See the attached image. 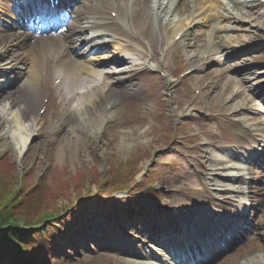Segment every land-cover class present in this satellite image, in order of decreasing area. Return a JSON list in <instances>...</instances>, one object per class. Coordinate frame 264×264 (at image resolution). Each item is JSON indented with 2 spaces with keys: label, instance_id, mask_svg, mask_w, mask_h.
<instances>
[{
  "label": "rangeland",
  "instance_id": "rangeland-1",
  "mask_svg": "<svg viewBox=\"0 0 264 264\" xmlns=\"http://www.w3.org/2000/svg\"><path fill=\"white\" fill-rule=\"evenodd\" d=\"M8 1L2 0L6 4L10 3ZM133 1L113 0L124 6L121 14L124 21L122 32L129 37L121 36L126 41L119 43L131 44L138 52L144 53L143 62L157 67L143 70L140 66L138 68L142 70L136 68L131 73L108 75L107 82L115 90L118 87L113 82L111 84V80L120 76H126L124 81L132 78L131 83L135 85L133 93H116V97L110 99L114 101L112 105L103 101L105 104H98L96 111L90 108L91 116L84 114L83 121L75 123L73 117L67 114L70 105L60 102L56 91L50 90V83L32 78V85H27L30 82L28 63L11 66L13 68L8 70L4 68L5 71L0 73V84L8 82L11 90L9 94L2 95L0 109L5 108L10 114L18 106L17 100L23 98L26 115L38 113L44 106L50 128L60 127L62 131H66L67 127L72 129L70 133L55 134L56 137L62 136L58 139L50 130L46 135L33 136L28 143L30 152L21 156L24 165H27L25 168L21 167L20 162L16 163L9 147H0V163L5 164V167L9 165L16 173L12 176L9 171L11 168L7 171L0 168V194L12 197L18 195L19 202L24 201L25 205L28 202L29 205L25 221L23 217H17L15 221L10 216L0 220V230L4 232L7 242V249H0V264H23L15 259L17 253L14 256L12 252L14 249L19 253L20 244L30 248L33 245L45 247L43 264H125L127 259L145 261V254L151 253L153 256V251L146 244L152 246L160 240L162 228L172 229L185 217L189 218L188 221H194L196 217L192 209L205 213L213 209L229 213L233 209L223 203L221 207L214 204L221 198L231 202L228 198L230 195L222 191L228 183L219 177L216 181L212 179V183L206 178L204 180L202 190L205 187L206 193H212L210 197L203 196L204 192L198 190L193 191L196 193L187 200L186 192L189 186L198 185V178L192 175L194 170L191 167L195 165V160L197 169L199 167L204 173L207 172L205 160L210 153V144L224 149H217L215 153L227 154L226 147L241 143L240 128L234 123L237 117L233 116V122L227 119L228 104L244 99L252 109L248 112L249 117H253V121L263 118L259 110L264 106L256 97L258 93L255 87L258 84L254 87L251 83L262 77L260 84L264 86V29L256 30L247 37L235 36L236 32L224 33V39L231 45L220 48L216 56L207 55L211 58L205 61V69L195 72L187 60V53L193 54L201 49V43L204 47L208 35L207 24L202 21L196 23L191 35L194 40H190L187 34L184 42L181 39L175 41L173 33L167 35L163 31L165 24H160L156 30L151 9L145 7V2L136 4L137 0ZM219 22L225 26L232 24H226L223 20ZM258 22L264 23V17ZM135 23H139L138 27ZM240 29L245 30L247 26ZM233 35L235 37H231ZM121 37L118 36L117 40L120 41ZM213 40L212 46L216 44L217 47L219 38ZM191 42H195L194 45ZM29 46V42H24L19 47H9L8 52L26 56ZM82 51L74 59L81 63L76 64H84L87 59L103 58L114 52L113 49L108 52L97 51L83 57ZM8 57V54H3V61H10ZM188 70L191 73L181 77ZM140 72L145 75H140ZM130 88L127 85L125 89ZM235 89L244 92L246 97L238 94L230 100L228 97ZM11 98L18 102L17 106L9 105ZM174 103H177L179 111L177 108L173 115L171 109L176 107ZM104 106L109 108L111 117L105 118L103 126H100ZM136 108L139 110L136 111ZM6 122L0 121V126H8ZM27 123L25 118L23 124ZM144 129L150 131L149 135L134 134L135 130L143 132ZM202 142L208 143L204 146L209 153L196 145ZM183 170L189 174H179ZM263 179L260 176L256 180ZM257 187L255 185V190ZM249 198L258 202V210L251 224L252 231L220 261L222 264L234 258L240 259L243 251L246 255H249L247 251L255 252L257 245L250 248L255 242L264 245V196L252 192ZM182 202L192 209L183 210L182 215L160 213ZM30 203L34 207L31 208ZM142 209L145 213L131 219V214ZM50 214L60 216L51 218ZM9 223L27 232L20 238L21 241L6 235ZM57 229L63 233L69 232L62 239L56 235L52 240L42 237L44 232L50 235ZM258 251H261L260 248ZM33 256L36 257V254ZM32 261L38 264L36 260Z\"/></svg>",
  "mask_w": 264,
  "mask_h": 264
},
{
  "label": "bare ground",
  "instance_id": "bare-ground-1",
  "mask_svg": "<svg viewBox=\"0 0 264 264\" xmlns=\"http://www.w3.org/2000/svg\"><path fill=\"white\" fill-rule=\"evenodd\" d=\"M25 0H17L18 5L21 6ZM38 0H30L29 3H33ZM42 1V0H40ZM44 1V0H43ZM65 1L68 2L70 0H59V2ZM136 1V0H135ZM252 7L249 9H238V5H241L237 1L233 0H175L176 4L179 6L174 5V0H138L136 1V4L139 2H145V7H152L153 10H155V14H153V20H156L154 22L155 28H160V24H165L164 27H162L163 31L165 34L173 33L176 36H179L180 39H185V36L188 34V29H191V32H193V25H194V20L195 18L199 17L203 19L204 21H209V24L211 22V28L214 30H225L230 33H237L235 36H241V37H247L249 34H252V32L260 29H264V23L263 22H258L259 19H262L264 17V2H260L259 0H252ZM48 4L50 3V0L47 1ZM118 3V4H116ZM120 2H113L112 0H77V5L75 6V12H74V18L71 22L68 23V29L64 33L65 41L60 43L58 42L57 44H54L53 41H44L47 42L46 44L56 46L57 48L53 50L52 54L55 55V62L57 61L61 70L60 72H57L55 75V79H58V83L56 85V89L58 91H61V100L63 104L70 105V110L67 114H70L72 116L73 120H75V123H78L80 121H83V115L84 114H90V108L93 109L92 111L97 110V105L103 103H108L110 105L113 104L114 101H110V99L113 97H116V93L119 92H124L126 95H130L133 93V87L135 86L133 83H131V79L129 78L128 81H123L120 80L118 82L119 85L125 84L126 82L128 83V87H131L129 91H123V90H114L110 86H108L107 82V76L106 73L108 71L103 70V68L106 67V65H111V66H119V70L117 71L118 73L122 74H127L131 73L129 70L130 68L139 66L144 64V62H140L143 60L142 56L139 54H136L133 52V50L130 49H125L124 45H120L116 43V41L113 40L111 35L108 31L111 30L114 33H118L121 35H125L123 32H121L118 28L122 27V23L120 20H123L120 16V13L123 12V6L119 4ZM234 3L235 9L237 8L238 11H234V8H230L229 4ZM31 4H28V8L31 7ZM262 7V8H261ZM27 8V9H28ZM262 9V10H261ZM110 11H116L118 15L116 17L110 16ZM157 16V17H156ZM193 19V20H192ZM218 19H228L233 20L234 25L230 26H221L218 25ZM251 22H256V24H251ZM229 23V22H228ZM242 26H247V29L241 30L240 27ZM23 28V27H22ZM93 30H99L100 34H102L104 37L105 35L109 36V39L106 40L104 37H100L99 39H103V45L109 46L112 45L113 48L115 49V54H113L112 57L110 58H105V60L99 59L92 61L88 66H77L76 68L74 67L73 61L66 55L67 50L69 51L71 48L75 47L74 42L76 41H87V39H82V38H75L76 35H80L83 32H91ZM55 33V32H52ZM25 33H22L18 28L13 29L11 32L2 35L0 38V72L3 71L4 68H7L8 66L15 65V64H29V79L30 82H27V85L33 83L32 78H37L40 76V71L42 70V66L44 65V72H45V77L47 76V79L50 78L51 72L49 71L51 62H53L52 56L51 57H43L42 54L47 52V46L42 45L40 42L37 44L32 45L30 50H28L26 53L27 55L24 56L23 54H12L8 52L9 47H17L21 40L24 39ZM234 35L231 37H235ZM96 37V36H94ZM92 37V38H94ZM190 38V37H189ZM194 40V36L192 37ZM213 37L209 36L206 40V43L203 44L201 42L202 48L199 50H196L193 54H190L189 60L192 63V68H194L195 72H198L199 70L202 71L205 69L206 62L208 60L209 53L211 52V49L213 48L212 45L213 43ZM217 38H219L218 45L221 47H226L224 42L225 37H221V35H218ZM63 39V40H64ZM97 38V40H99ZM96 40V41H97ZM95 41H93L91 44H93ZM195 43V42H194ZM193 42H191V45H194ZM197 43V45H199ZM188 44V43H187ZM230 45V43L227 44V46ZM94 46V45H92ZM102 47V46H98ZM107 48V47H106ZM228 49L231 47H227ZM98 49V48H97ZM128 50V51H127ZM10 51V50H9ZM130 51V52H129ZM10 53V54H9ZM123 53L127 54L125 60L121 58V55ZM3 54H8L10 61H3ZM136 55V58L133 56ZM120 56V57H119ZM140 60V61H139ZM124 61V62H122ZM125 63V65H123ZM216 63V62H213ZM147 64V63H146ZM147 68L150 69V65H146ZM231 70V68H229ZM83 74V75H81ZM54 76V75H53ZM199 78V77H197ZM201 80V79H199ZM202 81V80H201ZM264 81V79H263ZM261 81H256L253 83V85H257L259 88L261 87ZM32 85V84H31ZM7 88V84L2 85L0 87V93ZM261 92V91H260ZM2 94H5L2 93ZM239 92L233 90L231 94L229 95L228 98L232 100L233 96L238 95ZM12 97V95H10ZM9 97V95L7 96ZM246 97V95H244ZM13 98V97H12ZM10 99L9 105L12 106L17 103L15 99ZM249 98V97H248ZM0 100H1V95H0ZM230 100L228 101L230 103ZM19 101L18 106L16 107L15 111L12 113H7V109L1 108L0 109V121L7 120L6 124L8 126H4L3 128L0 126V130L3 131L0 132V147L5 148L9 147L13 151V157L16 159V163L20 162L21 167L27 165L25 164L24 159L21 157L24 154H27L30 152L31 147H28V143L30 142V139L33 136H40L43 134H47L50 132L55 136V134H61V133H70L72 132L71 127H67L66 131H62V128L57 127L54 128L53 126H49L48 124V114H37L36 112H33L34 115L32 116L33 113H30V115H26V103L25 99L21 98ZM103 103V104H105ZM176 107H172L171 113L176 112L178 106L177 103H174ZM195 104V103H194ZM173 106V102H172ZM197 106V104H195ZM228 108L231 111V117L236 116L238 122L242 123L245 125V129L247 130L251 142L245 143L246 145H250L252 142H260L263 141L264 139V127H262V130L254 127L252 128L251 125L255 124H250L251 121L253 120L251 117L248 116L247 111L248 110V104L247 101L240 100V101H233V103L228 104ZM139 109L136 108V111ZM7 111V112H6ZM179 111V108L177 112ZM242 112V113H240ZM66 115V114H65ZM64 115V116H65ZM103 117H101L100 126H103V121L105 118H109L110 116V111L109 108L103 107ZM9 116L10 118L6 119L5 117ZM54 117L53 115H50ZM62 116V118L64 117ZM27 118V124H23V121ZM61 118V119H62ZM250 125V126H249ZM150 131L147 129H144L143 132H139V130H135L134 134L141 136L143 135H149ZM142 135V136H143ZM52 136V135H51ZM62 136H58L55 138L58 139ZM40 138V137H39ZM244 139V138H243ZM205 144H208L206 142L198 143V146L203 147L205 152L209 151L206 149ZM70 147V146H68ZM248 147V146H247ZM250 147V146H249ZM4 153L2 152V155ZM1 155V156H2ZM205 166L207 172L204 173L206 175V179L208 182H210L212 179H217V175L225 177V180L228 181H236L238 180V177H236V174L238 173L231 172V171H226L224 168H227L226 166L223 167H217L216 160L213 156V153L210 152L209 155H207V159L205 160ZM6 165L0 163V168H3L5 171L8 170V168L11 167H5ZM234 169V165H230ZM193 170H196V166L193 164L191 165ZM11 171L10 175L15 176L14 170L11 168L9 169ZM184 171V172H183ZM179 174H184L187 171L183 170ZM178 174V175H179ZM243 176V175H239ZM243 181L244 177L241 178ZM198 186H202L204 183V179H197ZM207 182V183H208ZM8 183H5L7 185ZM228 186H224L226 190L229 192L233 193L231 197L237 198L239 201V196L238 194H243L245 193V190L242 188L241 185L238 186H230L229 183L227 184ZM228 187V188H226ZM34 188V187H33ZM19 191L21 189V185L19 186ZM18 189L16 190L18 192ZM21 191L20 193H22ZM16 197H10L8 196V199L11 200V206H16L19 201L18 195H15ZM193 194L187 193L186 199L188 200L191 198ZM186 200V201H187ZM28 203V202H27ZM26 203V205H28ZM31 208L34 207L33 203H30ZM29 207V206H28ZM27 208V210H29ZM190 206L188 204L185 205V203H180L174 207L170 206V210H162L160 211L161 214H171V215H182L183 210L186 211L187 208ZM176 210V211H175ZM196 220L189 226L186 224L180 226L182 228L179 231H182L184 234H180L177 237L173 238L175 235L171 234L169 235L170 239L172 241L178 242L175 245L169 244V250L173 247L175 250L178 251L179 256L181 255L184 257V252L181 250H178L179 245L185 244L187 241L191 240H199V241H204V244H208L209 241L207 239V235L203 234L205 231V223L209 221V223L212 224V229L211 232L215 231V226L217 225V222L219 220H222L220 214L216 213L213 215V212L207 211L205 213L204 211H199L196 213ZM135 218V216H133ZM173 218V216H171ZM192 217V216H191ZM216 218V219H215ZM215 219V220H214ZM223 221V220H222ZM222 221L218 222L222 224ZM162 222H160L161 224ZM170 225H172L170 223ZM223 228L225 229H234L235 225H232L230 223L224 222ZM166 227V226H165ZM28 228V227H27ZM176 229H180L177 227H174ZM163 229V228H162ZM40 230V229H39ZM38 230V231H39ZM51 231V230H50ZM171 229L164 230L163 232H170ZM20 234L19 240L21 241L20 238L24 237V234L27 232H23L21 228H19V231H17ZM55 235L59 238L62 239L64 236V233L60 230L57 229L54 231ZM53 236L52 232L47 233L44 232V237L45 239H50ZM169 239V238H168ZM182 241V242H179ZM172 246V247H171ZM224 246H227L224 244ZM262 249L261 251H258L259 248L256 249V251H247L249 255L243 254L245 251L242 253V257L240 259H232L229 263L227 264H264V246H260ZM3 249V248H2ZM6 248H4L5 250ZM223 248L215 247L212 251L215 253L217 250H222ZM152 251V250H151ZM217 251V252H218ZM210 252V250L208 251ZM216 252V253H217ZM215 253V254H216ZM160 254V252H159ZM208 255L209 253H204ZM214 254V255H215ZM149 259H146L148 261H132V260H126L125 264H160V255L156 252L153 251V256L151 253L145 254ZM10 257V256H9ZM199 254L195 255H190L188 257V262H193V263H199L203 261H199L200 259ZM155 259V261L153 260ZM157 260V261H156ZM205 261V260H204ZM162 264H165V258L163 256L162 258ZM168 264V262H167Z\"/></svg>",
  "mask_w": 264,
  "mask_h": 264
},
{
  "label": "trees",
  "instance_id": "trees-1",
  "mask_svg": "<svg viewBox=\"0 0 264 264\" xmlns=\"http://www.w3.org/2000/svg\"><path fill=\"white\" fill-rule=\"evenodd\" d=\"M5 196V195H4ZM3 194H0V213L2 214V216L0 217L1 219H5L4 217H12L13 220H18L17 217L22 218L23 221H25L24 219H26L25 214L26 212H28L27 208L29 205H25L24 201H18V204L16 206H11V200L8 199V196L4 197ZM12 197V195L10 196ZM26 206V207H25ZM7 211V212H6ZM4 212L5 215L2 213ZM18 215V216H17ZM51 218H57V216H53V214H50ZM53 216V217H52ZM1 224V222H0ZM7 225V224H6ZM17 225L14 224H8L7 225V232L6 235L8 236H12V237H16L19 238L20 234L17 233L15 236V232L19 230H15L17 229ZM53 236L50 239H55V232L54 230L52 231ZM5 236H4V232L0 230V249H4L7 247V242L6 240H4ZM21 250H19L20 252L18 253V255L20 257H22L23 259H33L36 260L38 262H43L44 261V256H45V252H43L42 250H39L38 248L32 247L31 249L29 248V246L27 247L26 244H20V246H18ZM36 254V257L33 256V254ZM27 261V260H26Z\"/></svg>",
  "mask_w": 264,
  "mask_h": 264
}]
</instances>
